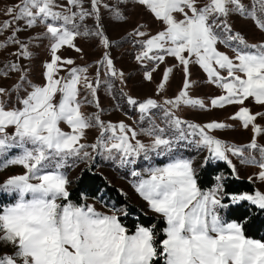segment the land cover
Segmentation results:
<instances>
[{
	"label": "snow or ice",
	"instance_id": "snow-or-ice-1",
	"mask_svg": "<svg viewBox=\"0 0 264 264\" xmlns=\"http://www.w3.org/2000/svg\"><path fill=\"white\" fill-rule=\"evenodd\" d=\"M66 2L71 7L65 8L58 0H21L15 9L7 10L9 15L15 12L13 20L26 19L29 27L38 22L44 24V35L51 41L52 55L50 62L44 65L43 85H30L32 90L25 96H17L11 107L10 99H0V156L13 148L20 149L18 155L6 159L2 166L20 165L26 170L0 184V192L16 197L15 203L0 207V246L12 249L10 254L0 255V264H153L157 258H162L164 264H264V241L246 237L241 223L225 221L220 215V210L228 207L222 202L223 185L218 183L214 188L202 190L197 185L192 161L176 154L180 143L186 141L207 149L210 154L207 159L227 161L235 172V166L227 156L231 153L241 157V163L257 165L260 169L258 178L264 180V145L256 141V136L264 133V128L256 123L258 118L264 119V112L253 114L248 107L242 106L230 117L240 121L245 129L251 126L254 133L251 142L241 146L226 145L209 134L231 125L217 121L204 125L190 123L176 117L169 109L163 111L166 126L161 127L152 119L150 111L162 106L151 98L139 104L128 98L130 105L138 104L140 120L150 122L148 129L141 130L153 138L148 145L136 139L138 133L123 122L105 124L98 113L85 115L81 111L82 104L92 101L87 97L79 99L78 85L83 80L84 87L93 97L96 87L83 75L86 68L73 67L66 78H54L58 63H74L71 59L61 61L56 53L65 45L75 48L76 36L90 34L87 30L80 32L76 21H83L94 13L98 18L100 0H91L93 12L82 7V0ZM136 2L146 6L164 25L163 30L138 42L142 50L136 59L163 62L168 55L183 66V87L165 104L205 109L204 101L191 98L188 92L192 87L188 79L189 64L195 63L207 73L209 83L226 92V95L211 99L212 108L244 105L249 98L264 106V43L249 44L239 33H233L226 22L230 13L237 12L253 19L264 31V19L261 18L264 17V0H252L251 9L242 0H207L203 4L200 0ZM73 8L79 11H73ZM177 13L183 18L177 19ZM8 27L10 22L4 21L0 31ZM93 34L101 37L106 48L109 46V40L102 32ZM135 34L148 35L141 31ZM218 43L231 47L234 57L219 51ZM21 47L24 49L22 54L28 56L27 47ZM105 62L110 75L117 76L107 53L100 61ZM11 68L17 66L13 64ZM218 69L226 71L227 75L222 76ZM171 71V68L165 70L159 90L164 89ZM119 75L123 77V73ZM145 78L151 80V72H145ZM6 94V90L0 88V97ZM96 106L99 107L98 102ZM62 123L71 131H63ZM92 127L101 129L97 142L92 145L80 143L85 129ZM8 128H14V133L9 135ZM194 137L198 139H190ZM86 147L100 149L107 153L106 158H118L122 166L136 164V158L141 154L144 160L151 159L150 153L168 158L163 166L145 169L146 179L138 171L131 172L133 177H139L134 182L136 192L166 222L163 239H156L155 225H138L135 232L129 234L115 214L120 209L114 208L113 214H106L92 205H77L69 200V181L62 169L71 158L89 157V153L83 151ZM253 152L259 153V159ZM216 179L220 181L222 177ZM229 199L233 204L249 201L264 209V193L259 191L233 194Z\"/></svg>",
	"mask_w": 264,
	"mask_h": 264
},
{
	"label": "rangeland",
	"instance_id": "rangeland-1",
	"mask_svg": "<svg viewBox=\"0 0 264 264\" xmlns=\"http://www.w3.org/2000/svg\"><path fill=\"white\" fill-rule=\"evenodd\" d=\"M205 2L207 0H200L201 4ZM20 3L21 0H0V25L4 21L10 22V27L0 31V45H4L0 47V88L5 89L7 92L0 99H10L12 103L9 104V107L15 105L17 96H25L27 92L32 90L30 85H43L45 83L43 73L46 69L44 65L50 62L52 55L50 48L51 41L44 35L46 32L44 24L38 22L36 25L29 27L26 19L13 20L15 12L12 15L7 14L9 8L15 9V6ZM58 3L64 5L65 8L71 7L67 5L66 0H58ZM242 3L248 9H251L252 0H242ZM82 7L89 12H93L91 0H82ZM98 10V18L97 14L94 13L85 17L83 21H79L78 19L76 21L80 25V32L87 30L90 33L88 36L78 35L75 37L73 41L75 48H79L81 51L77 52L75 48H69L65 45L56 53L61 57V61L71 59L74 63L72 65L58 63V72L54 78H66L69 70L73 67L86 68L87 72L83 73V75L87 76L88 81L96 87V95L93 97L89 90L84 87L83 80L78 85V88L81 90L79 99L84 100L87 97L88 101H92V103L85 102L82 104L81 111L85 115L90 116L98 113L101 121L105 124H119L123 122L138 133L136 139L148 145L153 138L143 134L141 130L148 129L150 122L148 119L144 121L140 120L141 114L138 110V104L151 98L162 106L150 111L152 119L161 127L166 126L163 122V111L169 109L176 117L190 123L204 125L217 121L231 125V127L225 129H216L209 132L210 135L222 140L226 145L241 146L251 142L254 135L251 126L245 129L240 121L232 120L230 117L242 106L248 107L253 114L264 112V106L256 104L252 98H249L245 101L244 105L230 104L225 105L223 108H212L211 99L220 95H226V92L223 88L217 87L216 84L209 83L207 73L195 63L189 64L190 75L188 79L192 82V87L188 92L191 98L203 100L206 106L205 109L183 104L179 107L165 104L166 100L174 99L183 87L185 78L183 66L174 57L168 55H165L163 62L147 59L138 61L136 59V56L142 50L138 42L146 40L148 36L155 35L157 32L163 30L164 25L162 22L156 20L154 14L146 6L138 4L136 0H100ZM73 11H79V9L73 8ZM175 15L177 19L183 18L182 14L177 13ZM261 18L264 19V17ZM226 22L231 27L233 33H239L249 44L264 43V31L258 28L255 21L250 17L232 12L226 18ZM17 28L19 31H16ZM98 31L108 38L109 46L107 48L101 42V37L93 34ZM137 31L147 33L148 35L138 36L135 34ZM9 37H13V39L9 40ZM16 40L20 41V43L14 42ZM21 45L27 47L28 56L22 54L24 49ZM217 49L230 57H234L235 55L232 48L224 44L218 43ZM105 53H107L108 58L113 62V67L117 72V76L115 77L110 75L106 62L100 63V61H103ZM185 55L187 54L185 53ZM13 64L17 66L16 69L11 68ZM153 68L156 70L152 71ZM169 68L172 71L169 73L168 81L164 89L159 90L158 85L163 79L165 70ZM218 71H220L222 76L227 75L224 70L218 69ZM145 72H151V80L145 78ZM119 73H123V77ZM22 77L23 79H21ZM97 79H99V84H97ZM129 97L137 100L138 104L130 105L128 103ZM97 102L99 107L96 106ZM256 123L264 128V119L258 118ZM61 128L65 132L71 131L68 125L63 123L61 124ZM14 131V128L6 129L9 135L13 134ZM100 132L101 129L99 127L85 129V135L80 143L85 145L95 144ZM190 139H198V137ZM256 141L258 144L264 145V133L256 136ZM132 143H135V141H132ZM83 151H87L89 157L82 158L79 160L80 162H77L76 158H71L72 161L69 160L68 165L62 169L69 181L67 188L70 195L72 190L76 188L82 171L87 167L91 168L95 166V172L104 176L109 184L116 186L124 194L130 205L137 206L146 216L156 218V221L150 225H139L146 227L155 225L157 231L156 239L159 241L160 236L164 235L163 230L166 227V222L160 214L154 213L149 208L147 202L136 192L134 182L139 177H133L131 172L133 170L138 171L146 179L148 178V173L145 169L152 166H163L168 162V158L158 157L150 153L151 159L144 160L143 154H141L140 157L136 158V164L122 166L118 158H106L107 153H102L100 149L93 150L91 147H86V150ZM19 153L20 149L13 148L6 155L0 156V184H3L9 177L22 175L26 171L20 165L2 166L6 159L13 158ZM176 154L192 161L195 174L208 163L217 164L222 162L232 169L225 160L207 159L210 155L207 149L197 148L186 141L180 143L176 149ZM248 154L246 151L245 155L247 156ZM252 154L256 155L257 159H259L258 152H253ZM227 156L232 165L235 166L234 176L250 181L255 185V191L248 194H254L256 191L264 193V180L258 178L259 167L254 164L241 163L242 158L231 153H227ZM0 197L2 201L6 199V203L3 206L15 203L16 200L14 194L10 195L4 192H0ZM69 200L77 205H92L97 211L106 214H113L112 210L114 208L120 209L121 211H117L115 214L129 232V226L126 221L121 220V217L128 214L127 206L118 207L114 205L113 201L106 203L100 200V197L96 199L85 195H82L81 203L71 199L70 196ZM60 202L67 203V201ZM246 202L252 204L249 201ZM254 206L258 207L257 205ZM225 212L226 208L221 209L220 215L225 221H228L225 218ZM134 232H129V234ZM11 251L10 246H0V255L4 253L10 254ZM153 264H164V261L162 258H157Z\"/></svg>",
	"mask_w": 264,
	"mask_h": 264
},
{
	"label": "trees",
	"instance_id": "trees-1",
	"mask_svg": "<svg viewBox=\"0 0 264 264\" xmlns=\"http://www.w3.org/2000/svg\"><path fill=\"white\" fill-rule=\"evenodd\" d=\"M79 160L81 158H76L77 162H80ZM218 176L223 177L221 182L217 181ZM196 177L198 186L205 191L216 187L218 183L222 184L225 192L222 202L228 205L224 213L226 220L241 223L247 237L264 241V210L246 201L233 204L229 199L230 195L233 194L253 193L256 187L252 182L235 177L233 170L222 162L208 163L196 173ZM82 195L96 199L100 197V200L106 203L113 201L114 205L118 207L127 206L128 214L121 217V220L126 221L129 232H134L139 224L150 225L156 221L155 217L146 216L137 206L130 205L124 194L116 186L109 184L104 176L95 172V166L87 167L82 171L79 182L76 188L72 190L70 198L81 203ZM5 203L6 199L2 201L0 197V207H3ZM163 237L164 235H161L160 240Z\"/></svg>",
	"mask_w": 264,
	"mask_h": 264
}]
</instances>
